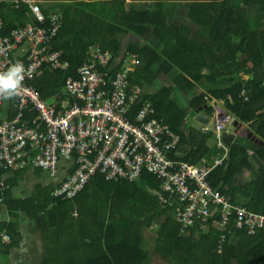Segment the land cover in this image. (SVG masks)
Listing matches in <instances>:
<instances>
[{
	"label": "trees",
	"instance_id": "obj_1",
	"mask_svg": "<svg viewBox=\"0 0 264 264\" xmlns=\"http://www.w3.org/2000/svg\"><path fill=\"white\" fill-rule=\"evenodd\" d=\"M58 1L63 25L49 48L63 52L71 69H44L34 81L41 99L48 101L63 90L68 77L87 61L90 47L98 45L119 58L117 36H134L136 42L128 41L124 49L138 61L130 82L152 89L161 75L173 76L172 86L145 97L157 118L181 138L172 157L201 165L224 154L209 147L216 142L214 133H203L187 121L201 111L212 116L211 102H223L235 118L233 131L244 126L259 141L237 137L209 182L232 205L264 214V0ZM178 6L188 20L182 24L169 18L170 7ZM0 14L2 35L32 22L25 4L16 9L0 3ZM178 93L186 108L173 100ZM16 104L14 96L6 99L4 120L15 118ZM152 190L160 191L161 183L147 171L134 182L105 181L97 174L73 199H54L49 190L42 199L35 196L18 205L42 232L41 264H264V230L250 236L236 229L231 217L221 231L213 227L221 220L216 213L208 229L182 233L176 210L164 208ZM149 229L157 235L153 252L145 236ZM18 239V233L12 243L3 239L10 244L7 251Z\"/></svg>",
	"mask_w": 264,
	"mask_h": 264
},
{
	"label": "built area",
	"instance_id": "obj_2",
	"mask_svg": "<svg viewBox=\"0 0 264 264\" xmlns=\"http://www.w3.org/2000/svg\"><path fill=\"white\" fill-rule=\"evenodd\" d=\"M22 2L29 5L35 20L44 25L41 6L35 0ZM3 27L0 19V72L16 62L25 69L22 91L16 96L14 120L2 119L5 98L0 97V165L5 170L19 172L33 163L50 177H56L61 162L75 159V170L50 192L52 198L61 200L78 196L97 174L105 181L133 182L148 171L161 181V205L176 210L183 230H206L216 213L221 220L214 221V225L221 231H225L231 217L235 227L246 230L250 236L264 230V214L232 205L209 182L212 171L222 166L226 158L222 133L233 130L235 124L223 102H211V121L215 123L214 134L224 157L204 166L177 160L172 156L178 152L181 138L155 117L153 104L144 103L133 113L144 95L140 86L129 83V76L138 65L135 57L127 58L123 70L111 78L107 68L116 62L113 55L99 46L92 47L90 63L78 69V79L66 80L68 101L56 106L44 102L32 83L44 68L51 72L71 69L60 52L49 48L60 28L58 17L51 16L47 28L27 25L11 30L6 36L1 34ZM21 48L26 60L15 61V51ZM31 110L37 119L29 122ZM202 131L211 130L203 126ZM7 189L0 178V206L4 205ZM3 239L10 242L6 235ZM224 240L225 235H221L220 244Z\"/></svg>",
	"mask_w": 264,
	"mask_h": 264
},
{
	"label": "crops",
	"instance_id": "obj_3",
	"mask_svg": "<svg viewBox=\"0 0 264 264\" xmlns=\"http://www.w3.org/2000/svg\"><path fill=\"white\" fill-rule=\"evenodd\" d=\"M3 2L9 3L10 5H12V7L14 6V8H16V9H18L21 5H24V4L29 7V5L22 2V0H0V3H3ZM35 2L41 6L43 14L45 12L48 15L47 17L44 15V25L38 23L35 20L33 13L31 12L32 22H28L25 26H19V27L24 28L27 25H33V26H40L43 28H47L49 26L51 16L56 15L59 19L60 28H61V25H63V21H61V10H63V6H61L59 1L58 0H35ZM179 7H181V6H178L177 8L176 7L175 8L170 7V9H169L170 22L182 24V21H184V22L188 21V20H186V15L183 14V7H181V8H179ZM29 9H30V7H29ZM30 11H31V9H30ZM0 19H1L3 26H4V20H3V17L1 16V14H0ZM19 27H17V28H19ZM60 28H59V30H60ZM59 30H58V32H59ZM117 37H118V39L120 38L121 43H122V45H121L122 46V49H121L122 53H121L119 58L114 57V55L111 53L113 55L114 60L116 61L109 68H107L110 70V77L111 78L117 72L123 70V67H124L123 63L127 58L135 57L134 54L133 55H127L124 52L125 45L127 44L128 41L135 40V42H136L135 37L130 35V34L119 35ZM95 46H98V45H95ZM92 47H94V46H92ZM92 47H90V49ZM21 49H18L17 51H15V57H14L15 61L26 60L24 58V55H23L25 53L24 49L23 48H21ZM56 51L60 52L61 55H63V52H61L59 50H56ZM107 52H109V51H107ZM88 63H90L89 54H88L87 61L84 63V65L88 64ZM44 69L47 70L46 68H44ZM136 69H137V66L133 68V72L130 74V76L136 72ZM43 70H42V73H43ZM49 72H51V71H49ZM42 73H41V75H42ZM63 73H67V72H63ZM41 75L37 79L41 78ZM130 76H129V83L131 85L140 86L144 92L142 102L135 106V109L137 107H140L139 110L142 108L144 103H151V102L145 101V97L148 94L155 95L164 86H166V84H165L166 79H169L170 84H172V85H173V81H174L173 76L172 77H166L163 74V75H161L160 79L158 81H156L154 87L152 89H149V88H145L144 86L131 83L130 82ZM68 78H73V79L77 80L78 79V71L76 73H74V76H69ZM32 85L34 86V82L32 83ZM14 97L16 98V96H14ZM16 100H17V104H18V99L16 98ZM173 100L176 103H178L181 106V108H186V103L182 99V97L179 95V93L173 95ZM5 101H6V99H5ZM67 101H68V98L65 96V86H64L63 90H61L58 95H56V96L50 98L48 101H44V102H46L48 104L51 103V104L57 106V103H58V105H60V104H63ZM17 104H16V107H17ZM4 107H5V102H4ZM58 108H59V106H58ZM139 110H137L136 112H138ZM15 111H16V115H17V109H15ZM201 112H203V111H201ZM201 112H199V113H201ZM199 113H197L195 116L192 117L193 123L192 124L190 122L189 123L192 126L202 130V127L205 125H201L195 121V118ZM203 113L206 116H209L211 119V115H208L205 112H203ZM33 116H35V117L33 118ZM155 117L157 118V113H156ZM36 119H37V114L35 112H32V110H31L30 114H28V120L27 121L32 122V121H35ZM188 119H191V117ZM188 119H187V121H188ZM159 121H162V123H164V120H159ZM164 124L167 125L166 123H164ZM206 126H208V125H206ZM241 129L243 130L246 128L243 126ZM229 130L233 131L232 129H228V131ZM210 132L214 133V131H210ZM238 137H240V136H238ZM213 146L214 147L216 146L218 149L223 150V149L219 148L217 138H216V142L214 141L213 143H211L209 147L211 148ZM224 146H225V144H224ZM231 146H232V144H231ZM226 150L228 153L229 149L226 148ZM31 154H32V158L34 159L36 157V152L31 153ZM223 157H224V154L222 156H219L218 159L214 160V163L217 160L222 159ZM75 162H76L75 159H74V162L73 161L61 162L60 163L61 169H60L59 174L56 177H50L45 171H43L40 168H37L34 165H32L33 164L32 162H31L32 164L29 165L26 169L19 171V172L7 171L0 165V178L3 179L8 186L6 196H5L4 205L0 206V264H41V261L44 257V255H43V241H44V239L42 238L43 237L42 232L40 231V229L37 228L35 221L32 218H30L29 215L27 214V209H19L18 201H28L29 199H32L35 196L38 197V200L40 198L42 199V197L46 194L45 191L50 190V192H51V190L54 188V186H57L61 180L65 179L68 174L72 173L75 170V168H76ZM214 163L210 164V163H206L204 161L203 164L197 165V166L213 165ZM139 179H137V180H139ZM137 180H135V181H137ZM160 183H161V181H160ZM215 190H217V189H215ZM152 192L158 196L159 201H160L161 190L160 191L152 190ZM13 221H14L15 225L12 226L10 228V230L8 231L7 226L10 223H12ZM213 227H216V226L213 224ZM191 229H194V228H191ZM181 231H182V233H188V231H190V229L183 230V228L181 226ZM15 233H18V235H19L17 245L15 246V248H12L11 250L7 251L10 244H7L3 241V236L8 235L10 237L11 243H12L13 238H15Z\"/></svg>",
	"mask_w": 264,
	"mask_h": 264
},
{
	"label": "clouds",
	"instance_id": "obj_4",
	"mask_svg": "<svg viewBox=\"0 0 264 264\" xmlns=\"http://www.w3.org/2000/svg\"><path fill=\"white\" fill-rule=\"evenodd\" d=\"M25 69L22 63L16 62L6 71L0 72V97L5 99L20 95Z\"/></svg>",
	"mask_w": 264,
	"mask_h": 264
},
{
	"label": "water",
	"instance_id": "obj_5",
	"mask_svg": "<svg viewBox=\"0 0 264 264\" xmlns=\"http://www.w3.org/2000/svg\"><path fill=\"white\" fill-rule=\"evenodd\" d=\"M195 121L201 125H208L211 131H215V123L211 121L210 117L206 116L203 112L196 116ZM238 136L247 137L255 142L259 141V139L255 138L254 134L248 131L247 128L243 129L241 132L226 130L222 133V141L225 144V147L230 149L231 144Z\"/></svg>",
	"mask_w": 264,
	"mask_h": 264
},
{
	"label": "rangeland",
	"instance_id": "obj_6",
	"mask_svg": "<svg viewBox=\"0 0 264 264\" xmlns=\"http://www.w3.org/2000/svg\"><path fill=\"white\" fill-rule=\"evenodd\" d=\"M131 39V38H130ZM166 82H165V84H166V86H171L172 84H170V81H169V79H166L165 80ZM196 93L198 94L199 93V91L197 90L196 91ZM192 97H194V94L192 95H190L189 96V98H192ZM225 110V109H224ZM190 118V117H189ZM188 122H190L191 124L193 123V120H192V118L191 119H188ZM196 124V123H195ZM198 126V125H197ZM199 127V126H198ZM242 131V129L240 130V131H238V132H241ZM145 236H146V239H147V247H148V249L149 250H151L152 252L154 251V249H155V245H156V239H157V235H156V233H154L153 231H151V229H149V230H146V232H145Z\"/></svg>",
	"mask_w": 264,
	"mask_h": 264
}]
</instances>
